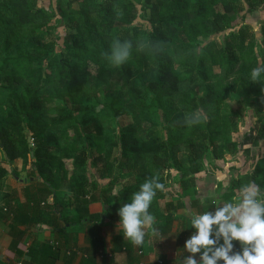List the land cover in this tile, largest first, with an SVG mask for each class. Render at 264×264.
<instances>
[{
	"label": "trees",
	"instance_id": "trees-1",
	"mask_svg": "<svg viewBox=\"0 0 264 264\" xmlns=\"http://www.w3.org/2000/svg\"><path fill=\"white\" fill-rule=\"evenodd\" d=\"M63 1L57 0L52 11L38 7L36 0H0V90L6 97L0 101V150L4 163L21 159L29 171L28 183L36 186L28 187L33 207L44 202L50 218L66 224L88 219L89 262L95 264L102 231L97 221L118 204L129 203L147 179L158 175L165 190L167 181L160 175L175 168L181 195L191 197L206 151L218 159L236 153L237 144L229 143L227 135L237 130L242 110L234 114L225 105L237 96L246 108L264 109V74L261 83H253L250 75L264 65V51L258 57L255 42L242 30H232L237 15L253 0ZM117 38L134 45L138 40L161 42L162 51L134 47L130 59L114 67L103 53ZM89 102L95 117L113 115L116 135L105 136L97 118L79 121ZM195 114L199 123L187 124L185 117ZM129 117L132 128L125 124ZM48 119L74 126L82 138L87 135L89 145L79 148L68 131L50 133ZM159 124L164 140L153 137ZM174 137L179 138L172 141ZM185 142L188 166L183 168L176 148ZM108 144L117 152L112 159L113 153H105ZM4 163L0 161V186L9 174ZM86 172L98 173L106 185L84 179ZM250 177L264 189V157ZM131 178L140 183L121 186L113 195L119 181ZM247 183L236 179L231 195ZM164 190L157 191L152 205L166 196ZM98 200L103 206L94 217L89 209ZM203 209L210 208L206 204ZM171 222L166 217L163 229L168 231ZM233 243L242 251L239 241ZM49 256L57 259L52 251Z\"/></svg>",
	"mask_w": 264,
	"mask_h": 264
},
{
	"label": "crops",
	"instance_id": "crops-1",
	"mask_svg": "<svg viewBox=\"0 0 264 264\" xmlns=\"http://www.w3.org/2000/svg\"><path fill=\"white\" fill-rule=\"evenodd\" d=\"M3 167L9 169V174L0 186V264H93L89 262L93 245L88 219L81 224L72 221L66 224L58 217L50 218L44 211V202L37 203L36 208L29 201L28 187L36 186L28 183L23 161H6ZM212 174L198 177L191 197L183 198L178 188L170 194L171 199L151 204L149 211L156 217L153 227L157 231L150 232L140 246L124 239L122 228L117 227L118 210L125 202L118 204V209L112 207L111 212L97 221L102 231L95 264H180L184 257L191 255L184 245L195 232L191 225L193 216L203 214L206 204L208 211L214 212L218 205L234 202L240 195H231L227 191L228 181L215 176L216 180ZM102 206L100 200L91 202L90 215L97 216ZM166 217L172 218L168 231L163 229ZM237 250L241 249L235 246L234 251ZM50 251L57 256L54 262L48 257ZM72 255H75L73 260ZM196 258L199 261L200 254Z\"/></svg>",
	"mask_w": 264,
	"mask_h": 264
},
{
	"label": "clouds",
	"instance_id": "clouds-1",
	"mask_svg": "<svg viewBox=\"0 0 264 264\" xmlns=\"http://www.w3.org/2000/svg\"><path fill=\"white\" fill-rule=\"evenodd\" d=\"M137 51H162L161 42L114 39L110 52L103 56L114 67H120L131 57L133 48ZM264 65L251 70L253 83H261ZM200 115L186 116L189 125L199 123ZM164 190L159 176L147 179L140 190L133 193L131 201L123 204L119 210L117 227L122 228L124 239L135 246L145 242L151 232L156 217L150 213V206L157 191ZM195 232L186 241L184 249L191 255L184 257L180 264H264V193L255 182H249L240 188V195L234 202L218 205L216 210L196 214L191 219ZM222 241V243H221ZM233 241H239L242 251H234ZM196 254H200L199 261Z\"/></svg>",
	"mask_w": 264,
	"mask_h": 264
},
{
	"label": "rangeland",
	"instance_id": "rangeland-1",
	"mask_svg": "<svg viewBox=\"0 0 264 264\" xmlns=\"http://www.w3.org/2000/svg\"><path fill=\"white\" fill-rule=\"evenodd\" d=\"M73 2L74 4L77 1L73 0H64L63 2ZM140 2H143L144 0H139ZM38 7L46 8L47 10H55V6L57 3V0H36ZM245 4V2L243 1ZM251 6H248L245 4L244 10L237 15L236 20L233 22V29L234 31L242 30L243 33L248 37V40H253L255 42L256 47V53L258 57L262 55L264 51V1L263 0H253L251 1ZM76 4V3H75ZM75 6V5H74ZM241 16V17H240ZM52 30V29H51ZM222 39V38H221ZM217 72H219V68H216ZM186 91L185 85L182 84V92L184 93ZM3 91L0 90V101L4 100L6 97L2 93ZM264 99V96L262 97ZM255 99H252L250 101H254ZM228 102L225 105L226 109L230 108L232 113L236 114L239 110H242L239 112V120H238V127L237 130H232L229 135H227V140L229 143L233 144L236 143V153L232 156H229L228 158L224 159H218L215 158L211 153L205 152L204 160L202 164V168L199 171V174H197V179L199 176H206L209 174H212L215 178H222V180L226 179L228 181L229 188L232 186V184L236 181V179H239L245 182H255L251 179L250 174L253 170H255L258 162L261 160L262 157H264V109L260 112H256V110H251L250 107L246 108L245 100L242 98H239L237 96L229 97L227 99ZM176 102H179V100H176ZM259 106L262 105V101L258 100ZM92 103L89 102L87 105H85V110L82 111V113L79 115V121L81 122L84 117H86L88 120L87 122L90 123L91 121L95 120L97 117L95 114V111H92L91 108ZM57 106L59 110H64L65 105L62 103H57ZM88 114V115H87ZM100 122L101 128L103 129V134L105 136H110L112 134H117V121L114 119L112 114H101L100 117L98 115L97 118ZM61 120V119H60ZM125 124L128 127L132 126L133 120L132 118H127L125 120ZM48 122L51 123L50 119H48ZM86 122V123H87ZM132 128V127H131ZM65 131H68L70 135H74L71 140H74L78 143L79 148H85L87 145H89V141L87 138V135H84L85 137H81V134L76 130L74 126H71L69 123H57L56 124H50V133L58 134L59 136H62ZM155 135L153 137L155 138H161L162 140L165 139L164 137V129L161 124H159L154 131ZM82 134H85V132H82ZM95 134V132H94ZM65 138V137H64ZM179 137H174L172 141L178 140ZM222 143V141H220ZM93 146V145H92ZM188 142L181 143L177 148L176 151L180 152L183 163V168L188 166V162L186 161V152H187ZM204 149V147H203ZM92 152H95V149L91 148ZM120 152V151H119ZM106 155L113 153H117L116 149L108 144L105 148ZM4 155L2 151L0 150V161L4 163ZM66 166L69 170H73V163L72 162H65ZM26 172V177L28 178V170ZM86 176H84V179H88L89 181L101 182L99 174L96 173L94 176L92 173H85ZM180 173L175 168H170L168 170H165V175H160V177L167 181V188L164 190V194L166 195L163 199H160L161 202L167 201V199H171L170 194H172V191L176 192L179 188L180 190V182L178 181L180 177ZM215 178V179H216ZM217 180V179H216ZM140 180L136 178H131L130 180H126L124 182L119 181L118 185L113 190V195L118 194V191L120 190L121 186H135L136 184H139ZM197 181V180H196ZM104 182V181H103ZM101 182V184H105ZM256 183V182H255ZM198 183L195 185L197 186ZM260 185L259 183H256ZM106 185V184H105ZM227 185V187H228ZM229 188L227 191H229ZM262 193H264V189L261 188ZM230 193V192H229ZM240 194V193H238Z\"/></svg>",
	"mask_w": 264,
	"mask_h": 264
},
{
	"label": "water",
	"instance_id": "water-1",
	"mask_svg": "<svg viewBox=\"0 0 264 264\" xmlns=\"http://www.w3.org/2000/svg\"><path fill=\"white\" fill-rule=\"evenodd\" d=\"M27 141L30 143V146L33 147L31 137L27 138ZM5 156H6V158H7V155H5ZM32 156H34L33 153H32Z\"/></svg>",
	"mask_w": 264,
	"mask_h": 264
},
{
	"label": "built area",
	"instance_id": "built-area-1",
	"mask_svg": "<svg viewBox=\"0 0 264 264\" xmlns=\"http://www.w3.org/2000/svg\"><path fill=\"white\" fill-rule=\"evenodd\" d=\"M57 245V244H56ZM140 255H142L141 253H140ZM21 264V263H20Z\"/></svg>",
	"mask_w": 264,
	"mask_h": 264
}]
</instances>
